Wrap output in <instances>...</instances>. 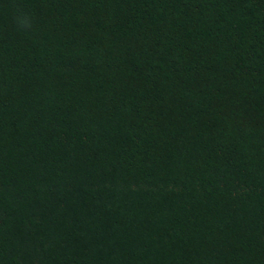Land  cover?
Listing matches in <instances>:
<instances>
[{
	"label": "trees",
	"instance_id": "1",
	"mask_svg": "<svg viewBox=\"0 0 264 264\" xmlns=\"http://www.w3.org/2000/svg\"><path fill=\"white\" fill-rule=\"evenodd\" d=\"M0 264H264V0H0Z\"/></svg>",
	"mask_w": 264,
	"mask_h": 264
},
{
	"label": "clouds",
	"instance_id": "2",
	"mask_svg": "<svg viewBox=\"0 0 264 264\" xmlns=\"http://www.w3.org/2000/svg\"><path fill=\"white\" fill-rule=\"evenodd\" d=\"M22 26H30V25H28L27 19H25V20L22 22Z\"/></svg>",
	"mask_w": 264,
	"mask_h": 264
}]
</instances>
